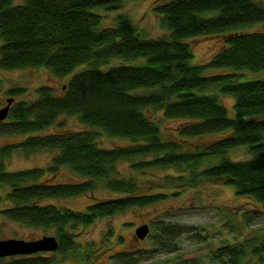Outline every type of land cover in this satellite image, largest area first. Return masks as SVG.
Here are the masks:
<instances>
[{
    "label": "trees",
    "instance_id": "obj_1",
    "mask_svg": "<svg viewBox=\"0 0 264 264\" xmlns=\"http://www.w3.org/2000/svg\"><path fill=\"white\" fill-rule=\"evenodd\" d=\"M121 6L120 0H23L18 4L0 0V70L45 68L52 77L61 78L85 65L71 76L59 97L41 86L35 89L33 101L12 102L7 118L0 122V137L56 127L49 134L0 148V188L10 189L0 196V203H11L1 210L8 220L54 229L55 253L62 256L76 246L69 229L165 199L161 193L139 194L134 178L117 176L120 163L142 173L172 170L177 174L168 175L165 182L181 190L204 182L232 186L237 196L257 204L259 209L251 211L264 213V79L239 82L249 72L264 73V31L254 29L264 25V8L254 0H152L151 12L166 35L151 39L123 14L114 17L112 26H103L98 11H116ZM198 38L222 43L205 65L191 64ZM139 59L144 62L129 64ZM112 60L122 62L101 69ZM223 68L231 71L205 75L207 70ZM216 92L233 98V118H228ZM24 93L21 87L8 91L11 96ZM157 112L161 118L156 120ZM60 117H75L90 130L61 129ZM162 120L179 121L172 138L161 132ZM95 130L127 144L100 148ZM223 132L217 140L191 141ZM241 148L247 160L226 158L228 151ZM14 150L26 156L38 152L54 156L46 170L11 173L4 161ZM209 158L220 159L204 168ZM62 167L86 181L54 183L52 178ZM94 181L118 197H92L82 213L42 203L92 194ZM251 220V215H244L245 224ZM157 231L164 244L189 229L159 224ZM249 243L222 247L213 258L226 257L227 264H240L249 253L257 264H264V234ZM135 252L123 253L115 264H135ZM0 264L57 262L39 255L0 259Z\"/></svg>",
    "mask_w": 264,
    "mask_h": 264
},
{
    "label": "rangeland",
    "instance_id": "obj_2",
    "mask_svg": "<svg viewBox=\"0 0 264 264\" xmlns=\"http://www.w3.org/2000/svg\"><path fill=\"white\" fill-rule=\"evenodd\" d=\"M22 1L13 0V4ZM151 1L120 0L122 6L119 10L111 12L100 10L98 13L102 17L103 26H112L114 17L117 14H123L142 32V35L144 34L151 39L159 38L166 35V31L159 27L152 14ZM254 1L264 8V0ZM254 29L264 31V25L256 26ZM247 31L252 32L250 28ZM198 39L193 43L191 64L205 65L210 60L212 53L221 48L222 43L215 38ZM121 62L120 60H112L101 69H108ZM143 62L139 59L129 64H142ZM84 68L85 65L79 66L71 74L61 78L52 77L45 68L0 70V109L5 106V100L11 97L14 99V103L33 101L35 89L41 86L49 87L52 89L53 95L59 97L71 76ZM229 71H231L229 68L207 70L205 75L226 74ZM249 73L250 75L241 78L239 82L264 79L263 72ZM16 87L26 89V93L16 96L9 95L8 91ZM216 94L219 102L226 109L228 118H233V98L217 92ZM154 118L160 119V113H155ZM57 122L61 123V129L73 132L90 130L75 117H60ZM178 122L177 120H162L160 128L164 137L172 138L173 129ZM55 129L56 127H50L44 131L27 135L0 137V148L12 147L26 137L49 134ZM95 131L98 133L96 143L100 148L108 149L127 144V141L108 138L100 131ZM225 134L223 132L219 133V137L218 135H210L191 141L205 143L213 139L217 140ZM53 156L54 153L52 152H38L26 156L22 152L14 150L10 157L4 161L5 169L11 173L27 169L46 170ZM226 158L232 161H243L249 157L246 151L241 148L228 151ZM219 159H206L203 167L213 166L218 163ZM129 166V163L118 164L116 169L119 174L117 176L134 178L139 186V194L161 193L165 195V199L143 208L129 209L109 217L97 218L87 226L69 229L76 242V246L70 254L62 256L56 254L55 251L29 256L42 255L53 258L57 264H115L123 253L136 251L133 254L135 255V264H227L225 262L226 257L222 261L213 258V254L218 249L240 243H249L259 239L264 234V213L251 211L252 209H259L257 204L249 198L237 196L232 186L204 182L194 189L181 190L165 182L168 175L177 174L172 170L151 169L142 173L131 170ZM52 181L56 184H68L86 181V179L78 177L62 167L57 170ZM93 185L92 194L46 200L42 203H49L57 208L82 213L86 212L87 206L92 202V197L101 200L118 197V194L105 189L100 181H94ZM9 190L7 186L0 188V196ZM10 206L11 203L7 201L0 203V240L32 241L43 236L55 237V230L52 228H30L3 217L1 210ZM245 214L252 216L249 225L244 222ZM143 224L149 226V233L144 240H138L134 236V231ZM159 224L186 227L189 232L178 236L174 241L160 244L162 241H160L157 231ZM133 236L136 240L132 239ZM87 251L89 252L86 253ZM82 253H84V261L80 259ZM2 259L6 260L7 257ZM240 264H257V260L248 253L246 258L240 261Z\"/></svg>",
    "mask_w": 264,
    "mask_h": 264
},
{
    "label": "water",
    "instance_id": "obj_3",
    "mask_svg": "<svg viewBox=\"0 0 264 264\" xmlns=\"http://www.w3.org/2000/svg\"><path fill=\"white\" fill-rule=\"evenodd\" d=\"M13 98L5 100V106L0 109V122L4 121L9 113ZM149 233L147 224L140 225L134 231V236L138 240H144ZM58 243L55 237L43 236L32 241L7 239L0 240V259L8 257L29 256L36 253H46L57 251Z\"/></svg>",
    "mask_w": 264,
    "mask_h": 264
},
{
    "label": "flooded vegetation",
    "instance_id": "obj_4",
    "mask_svg": "<svg viewBox=\"0 0 264 264\" xmlns=\"http://www.w3.org/2000/svg\"><path fill=\"white\" fill-rule=\"evenodd\" d=\"M13 103H14V101H13ZM132 239H133V240H136V239L134 238V236L132 237ZM137 242H138V240H137Z\"/></svg>",
    "mask_w": 264,
    "mask_h": 264
}]
</instances>
